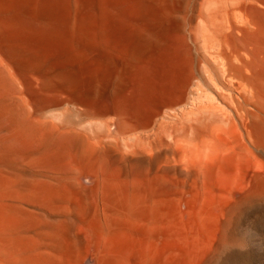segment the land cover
I'll return each instance as SVG.
<instances>
[{
    "label": "bare ground",
    "instance_id": "1",
    "mask_svg": "<svg viewBox=\"0 0 264 264\" xmlns=\"http://www.w3.org/2000/svg\"><path fill=\"white\" fill-rule=\"evenodd\" d=\"M260 216L264 0H0V264H264Z\"/></svg>",
    "mask_w": 264,
    "mask_h": 264
},
{
    "label": "rangeland",
    "instance_id": "2",
    "mask_svg": "<svg viewBox=\"0 0 264 264\" xmlns=\"http://www.w3.org/2000/svg\"><path fill=\"white\" fill-rule=\"evenodd\" d=\"M253 223H254V224H252L253 228L254 229L256 228V230H258L259 234L261 235V237H262V239L264 241V218H261V216L258 217V218H255L254 221H253ZM263 259H262V261L264 262Z\"/></svg>",
    "mask_w": 264,
    "mask_h": 264
}]
</instances>
